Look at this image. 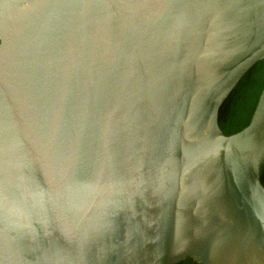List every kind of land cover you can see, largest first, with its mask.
Here are the masks:
<instances>
[{
  "label": "water",
  "instance_id": "95a60500",
  "mask_svg": "<svg viewBox=\"0 0 264 264\" xmlns=\"http://www.w3.org/2000/svg\"><path fill=\"white\" fill-rule=\"evenodd\" d=\"M264 0H0V264H264Z\"/></svg>",
  "mask_w": 264,
  "mask_h": 264
},
{
  "label": "trees",
  "instance_id": "16d2710c",
  "mask_svg": "<svg viewBox=\"0 0 264 264\" xmlns=\"http://www.w3.org/2000/svg\"><path fill=\"white\" fill-rule=\"evenodd\" d=\"M264 88V60L255 64L241 79L220 109L219 123L226 135L244 129L251 121ZM264 183V173L262 176ZM178 264H200L187 258Z\"/></svg>",
  "mask_w": 264,
  "mask_h": 264
}]
</instances>
